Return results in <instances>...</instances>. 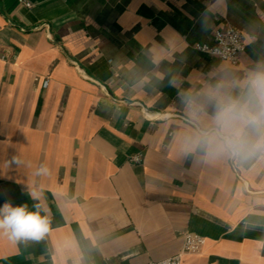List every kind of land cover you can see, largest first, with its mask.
<instances>
[{"label":"crops","instance_id":"0c3cea01","mask_svg":"<svg viewBox=\"0 0 264 264\" xmlns=\"http://www.w3.org/2000/svg\"><path fill=\"white\" fill-rule=\"evenodd\" d=\"M229 26L239 64L194 47ZM261 60L264 0H0V206L49 220L0 264H149L186 232L207 245L182 264H264V156L188 151L185 104Z\"/></svg>","mask_w":264,"mask_h":264},{"label":"clouds","instance_id":"9594fccd","mask_svg":"<svg viewBox=\"0 0 264 264\" xmlns=\"http://www.w3.org/2000/svg\"><path fill=\"white\" fill-rule=\"evenodd\" d=\"M185 104L196 121V129L188 138V151L202 150L206 156L238 161L264 156V60L258 61L243 76L220 77L206 88L199 99L188 95ZM211 106L209 113L207 108ZM19 163V161H16ZM41 167L38 173H46ZM42 192H31L39 200ZM35 211L27 205L0 206V234L12 242L40 240L49 232V220L36 203Z\"/></svg>","mask_w":264,"mask_h":264},{"label":"built area","instance_id":"2783aa9c","mask_svg":"<svg viewBox=\"0 0 264 264\" xmlns=\"http://www.w3.org/2000/svg\"><path fill=\"white\" fill-rule=\"evenodd\" d=\"M25 6L32 7V3L24 2ZM253 40V37H247L245 33L229 26L226 30H216L213 34L212 44H195V48L203 53L215 56L221 60L227 61L232 65H237L240 62L241 54L245 51L247 40ZM7 57V56H6ZM49 80H45L44 87H47ZM159 120L164 118L157 113L153 116ZM143 160L142 154L132 156L131 161L140 163ZM207 239L205 236L186 232L184 234L183 244L181 249L174 255L158 261H151L149 264H182L186 255L201 254L205 251Z\"/></svg>","mask_w":264,"mask_h":264}]
</instances>
